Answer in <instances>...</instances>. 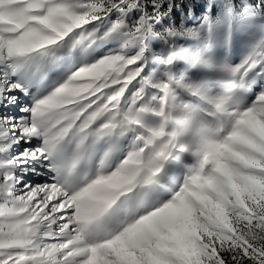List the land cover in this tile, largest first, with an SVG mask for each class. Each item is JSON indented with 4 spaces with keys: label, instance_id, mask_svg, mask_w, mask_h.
<instances>
[{
    "label": "snow or ice",
    "instance_id": "1",
    "mask_svg": "<svg viewBox=\"0 0 264 264\" xmlns=\"http://www.w3.org/2000/svg\"><path fill=\"white\" fill-rule=\"evenodd\" d=\"M0 264H264V0H0Z\"/></svg>",
    "mask_w": 264,
    "mask_h": 264
}]
</instances>
